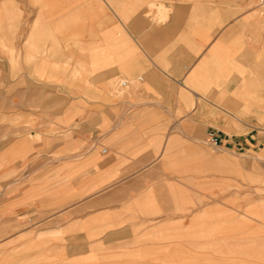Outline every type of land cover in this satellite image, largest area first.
Segmentation results:
<instances>
[{
	"label": "crops",
	"instance_id": "obj_1",
	"mask_svg": "<svg viewBox=\"0 0 264 264\" xmlns=\"http://www.w3.org/2000/svg\"><path fill=\"white\" fill-rule=\"evenodd\" d=\"M254 154L260 0H0V264H264Z\"/></svg>",
	"mask_w": 264,
	"mask_h": 264
},
{
	"label": "rangeland",
	"instance_id": "obj_2",
	"mask_svg": "<svg viewBox=\"0 0 264 264\" xmlns=\"http://www.w3.org/2000/svg\"><path fill=\"white\" fill-rule=\"evenodd\" d=\"M122 91V90H119ZM254 165L255 170L257 172L254 173V180H253V184H254V196H255V200H254V211L255 212H262L264 210V205H263V198H264V173L261 172L260 167L257 168V166H264V158L257 156L256 154H254ZM228 256V254H227ZM195 261H192L190 264H197L194 263Z\"/></svg>",
	"mask_w": 264,
	"mask_h": 264
},
{
	"label": "built area",
	"instance_id": "obj_3",
	"mask_svg": "<svg viewBox=\"0 0 264 264\" xmlns=\"http://www.w3.org/2000/svg\"><path fill=\"white\" fill-rule=\"evenodd\" d=\"M260 5L264 7V0H260ZM128 86L126 81L121 80L117 84L118 90H124ZM222 136L219 135H210L206 143L214 149H218L221 146ZM106 152V151H105Z\"/></svg>",
	"mask_w": 264,
	"mask_h": 264
}]
</instances>
